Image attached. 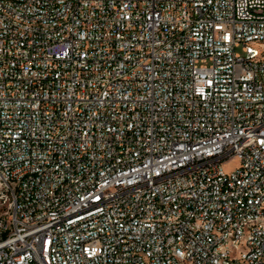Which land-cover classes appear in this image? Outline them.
I'll return each mask as SVG.
<instances>
[{
    "label": "built area",
    "instance_id": "obj_1",
    "mask_svg": "<svg viewBox=\"0 0 264 264\" xmlns=\"http://www.w3.org/2000/svg\"><path fill=\"white\" fill-rule=\"evenodd\" d=\"M0 264H264V0H0Z\"/></svg>",
    "mask_w": 264,
    "mask_h": 264
},
{
    "label": "rangeland",
    "instance_id": "obj_2",
    "mask_svg": "<svg viewBox=\"0 0 264 264\" xmlns=\"http://www.w3.org/2000/svg\"><path fill=\"white\" fill-rule=\"evenodd\" d=\"M238 164H239V159L236 157H233L229 159L228 162H226L224 166L227 171H230L234 169L235 167H237Z\"/></svg>",
    "mask_w": 264,
    "mask_h": 264
}]
</instances>
